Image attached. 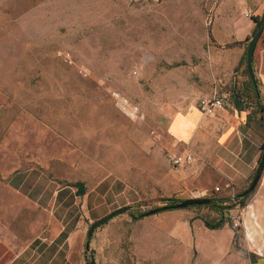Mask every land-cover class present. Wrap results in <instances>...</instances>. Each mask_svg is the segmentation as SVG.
<instances>
[{"label":"rangeland","instance_id":"1","mask_svg":"<svg viewBox=\"0 0 264 264\" xmlns=\"http://www.w3.org/2000/svg\"><path fill=\"white\" fill-rule=\"evenodd\" d=\"M27 2L0 0V264H87L91 249L96 264H193L196 247L182 250L170 231L165 247L151 241L174 225L157 215L173 211L139 214L168 197L222 191L208 159L170 138L162 117L202 96L232 106V90L248 80L246 49L264 0H54L33 6L36 22ZM263 42L264 32L258 79ZM255 105L253 124L264 123ZM175 153L193 161L176 165ZM239 200L228 214L207 205L177 211L210 223L223 215L236 230ZM123 206L131 208L96 228L86 249L90 225ZM239 236L232 245L241 258Z\"/></svg>","mask_w":264,"mask_h":264},{"label":"crops","instance_id":"2","mask_svg":"<svg viewBox=\"0 0 264 264\" xmlns=\"http://www.w3.org/2000/svg\"><path fill=\"white\" fill-rule=\"evenodd\" d=\"M23 1L24 3L30 1L27 3L32 6L30 14L34 12L36 15L35 22L38 19L35 6L48 7L49 5L52 7L54 3V0ZM44 13L47 15V10ZM260 72L259 82L264 93V59ZM241 83L242 86L236 91L244 90V82ZM213 96L202 97L211 98ZM202 97L197 99L195 105H189L179 112L175 111L172 115L163 116L162 121L168 128L170 138L191 144L194 151L200 153L204 159H208L212 166L211 182L218 184V190L222 191L221 197L229 198L219 204L228 205L233 203V197L241 193L256 171L262 154L264 123L258 120L254 125L253 116L250 123L247 122L253 106L241 107L246 103L245 100L242 101L243 98L239 101L240 106H237L232 96L231 107L226 108L224 105L210 115L197 108ZM169 211L173 212L164 216L157 215V218L166 219L168 225H172L170 222L174 220V225L167 229L163 226H160L158 230L155 229L159 236L151 239L154 244L162 240L161 243L165 247L168 241L163 233L170 231L172 233L170 238L181 243L182 250L196 247L198 256L193 264H201V257H203L201 253L204 251L201 238L205 235L208 239L205 242L207 243V252L204 257L206 264L224 261L227 256L232 260V264H238L236 260L239 261V259V264H264V172L258 187L244 198V204L238 215L241 219L240 227L236 230L229 222L211 229L206 226L202 218L187 217V213L182 210L171 209ZM236 233H239L241 244L247 251L241 258L237 249H234L232 245L233 236Z\"/></svg>","mask_w":264,"mask_h":264},{"label":"water","instance_id":"3","mask_svg":"<svg viewBox=\"0 0 264 264\" xmlns=\"http://www.w3.org/2000/svg\"><path fill=\"white\" fill-rule=\"evenodd\" d=\"M264 31V16L263 18H261L260 20L257 21V25H256V29L252 34L251 40L248 42L247 45V49H246V68L248 71V76L250 78V80L252 81L254 86H259V79L257 78V76L255 75V71L253 68V58L255 55V49H256V45L257 42L259 41L260 36L262 35ZM264 94V93H263ZM261 96V95H260ZM264 172V148L262 150V154L260 156V160L258 163V167L256 168V172H254L252 181L249 185L248 188H246L244 191H242L241 193L235 195L233 198L234 200L240 198H245L247 197L250 193H252L254 191L255 188L258 187L260 181H261V177L262 174ZM211 203H213V199L212 198H207V197H196V198H187L184 199L180 202L177 203H171V204H166L163 205L161 207H155L153 209H150L149 211H147L145 213V215H153L156 213H160L162 211H166V210H171V209H182L188 206H200V205H210ZM131 206H123L119 209H116L115 211H113L110 214H107L106 216L100 218L99 220L95 221L94 223H92L90 225L89 231L87 232V241H86V249L90 248V239L93 235V232H95L96 228H98L101 224L105 223L107 220L112 219L113 217L125 212L127 213L130 210ZM90 258L91 260L87 262V264H96V260H95V256H94V250L91 249L90 251Z\"/></svg>","mask_w":264,"mask_h":264},{"label":"trees","instance_id":"4","mask_svg":"<svg viewBox=\"0 0 264 264\" xmlns=\"http://www.w3.org/2000/svg\"><path fill=\"white\" fill-rule=\"evenodd\" d=\"M247 58V56L245 57V59ZM247 75H248V71H246ZM232 96L234 98V102L237 106H240V99L243 98V102L244 100L246 101V103L243 104V106L241 107H248V106H252V103L254 102L256 105L255 109L256 110H259L261 112H264V102L263 100L261 99V96H260V92H259V86H254L252 81L250 80L249 76H248V80L245 82L244 84V90H241V91H236V90H232ZM252 119V113L249 114L248 116V123H250ZM261 123H263V121H261ZM264 148V141L261 145V149L263 150ZM260 160V159H259ZM74 185L77 186V192H78V195L82 196L85 194V186L83 184V182H76ZM244 191V190H242ZM241 191V192H242ZM240 198V197H239ZM213 199V203H211L210 205H207V204H204V205H207V207L215 210V211H227L228 212H225V213H229V211L233 210L232 206L231 205H226V206H223V204H219L221 201H226L228 200L229 198H224V197H219V199L217 198H212ZM242 201H240L241 204H244V198H240ZM165 200H170V204L171 203H174V202H178L179 200L178 199H175L174 197H168V198H165ZM202 206V205H200ZM226 214V215H227ZM140 216H145V213H140L139 214ZM225 215V214H224ZM139 216V217H140ZM225 217H223V215L220 217L219 220H217L216 222H208L207 220H205V224L208 228H218L220 227L222 224L225 223Z\"/></svg>","mask_w":264,"mask_h":264},{"label":"built area","instance_id":"5","mask_svg":"<svg viewBox=\"0 0 264 264\" xmlns=\"http://www.w3.org/2000/svg\"><path fill=\"white\" fill-rule=\"evenodd\" d=\"M112 95L114 99L116 100V105L118 108L125 110L127 105L126 99L119 93V92H112ZM224 106V98L219 95H214L213 97L208 98H201L199 101V104L197 105V108L202 111L205 114H213L215 110L221 108ZM135 113H130V116H133ZM192 155L190 153L186 154H174L172 156V161L176 165H182L184 163L191 162ZM216 190H218V187H216ZM240 217L237 216L234 220H232V224L235 228L240 227Z\"/></svg>","mask_w":264,"mask_h":264}]
</instances>
